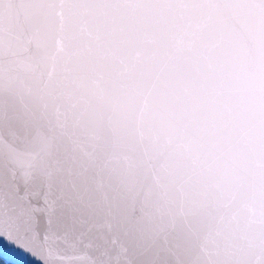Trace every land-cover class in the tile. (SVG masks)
<instances>
[{"label": "snow or ice", "instance_id": "obj_1", "mask_svg": "<svg viewBox=\"0 0 264 264\" xmlns=\"http://www.w3.org/2000/svg\"><path fill=\"white\" fill-rule=\"evenodd\" d=\"M4 242L264 264V0H0Z\"/></svg>", "mask_w": 264, "mask_h": 264}, {"label": "water", "instance_id": "obj_2", "mask_svg": "<svg viewBox=\"0 0 264 264\" xmlns=\"http://www.w3.org/2000/svg\"><path fill=\"white\" fill-rule=\"evenodd\" d=\"M0 260L5 264H31V258H25L19 250L9 246L7 242L0 245Z\"/></svg>", "mask_w": 264, "mask_h": 264}, {"label": "trees", "instance_id": "obj_3", "mask_svg": "<svg viewBox=\"0 0 264 264\" xmlns=\"http://www.w3.org/2000/svg\"><path fill=\"white\" fill-rule=\"evenodd\" d=\"M0 264H5L2 260H0Z\"/></svg>", "mask_w": 264, "mask_h": 264}]
</instances>
